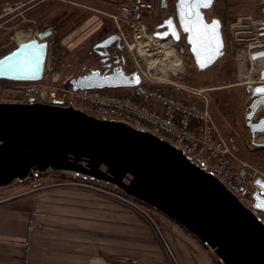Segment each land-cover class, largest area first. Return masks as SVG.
<instances>
[{
  "label": "water",
  "instance_id": "95a60500",
  "mask_svg": "<svg viewBox=\"0 0 264 264\" xmlns=\"http://www.w3.org/2000/svg\"><path fill=\"white\" fill-rule=\"evenodd\" d=\"M214 0H176L175 17L154 27L153 36H184L195 68L205 71L224 55L221 23L206 19ZM50 28L0 57V80L40 82L48 71ZM116 34L93 45L99 67L72 78L76 89L131 88L137 72L121 65L108 72ZM264 58V50L251 59ZM116 58L113 63L118 64ZM102 68H105L102 71ZM259 78L264 82V67ZM244 115L251 144L264 148V83L248 88ZM67 173L116 188L133 201L163 215L209 249L223 264H264V180L256 178L253 211L245 208L211 173L177 148L126 124L96 119L71 106L0 103V187L35 172Z\"/></svg>",
  "mask_w": 264,
  "mask_h": 264
},
{
  "label": "built area",
  "instance_id": "2783aa9c",
  "mask_svg": "<svg viewBox=\"0 0 264 264\" xmlns=\"http://www.w3.org/2000/svg\"><path fill=\"white\" fill-rule=\"evenodd\" d=\"M49 1L53 0H0V32L22 26L27 22L28 12ZM259 2L257 16L252 10H245V13L227 17L223 23L225 53L228 48L235 51V59L240 61L244 58L243 62L249 66L251 55L264 50V0ZM174 4L175 0H123L117 5L115 13L109 15L131 65L126 72L135 71L140 78L137 86L74 90L69 82L57 83L54 77L40 82L0 80V103H6L1 98L6 92L16 96L9 103L71 106L96 119L116 121L148 132L182 151L191 162L211 173L244 207L252 210L256 190L254 181L256 178L264 179V175L243 159L236 139L226 136L219 128L208 96V91L215 88L185 85L181 79L186 75V68H189L184 56L188 60L190 55L184 40L177 44L170 37L158 39L152 35L150 20L156 7L168 16L174 14ZM22 34L13 33L10 44L24 42ZM35 35L30 36L31 39ZM156 43H159L157 47L160 52L157 55L150 52L148 47ZM6 46H0V51ZM109 61L112 64L108 72H111L118 64L113 63V55ZM174 64L175 67L171 68ZM180 65L181 70L178 69ZM258 70L253 86L264 83L259 78ZM57 174L67 173L35 172L9 186L24 187V194H32L53 187L76 185L73 182L55 181L53 177ZM122 195L131 205L135 203ZM5 201L0 196V205ZM37 227L40 226L31 220L29 231ZM217 264L222 263L218 260Z\"/></svg>",
  "mask_w": 264,
  "mask_h": 264
},
{
  "label": "crops",
  "instance_id": "0c3cea01",
  "mask_svg": "<svg viewBox=\"0 0 264 264\" xmlns=\"http://www.w3.org/2000/svg\"><path fill=\"white\" fill-rule=\"evenodd\" d=\"M69 1L75 24L59 44L66 48L70 61L87 40L94 42L115 33L109 15L123 0ZM64 7L55 2L40 4L29 16L37 19L39 12L49 9L61 14ZM53 34L54 38L56 32ZM81 67V74L97 68L92 63L85 64L86 70ZM243 126L250 137L245 119ZM257 139L262 140L260 136ZM29 196L19 190L2 196L6 201L0 207V264H110L108 257L123 256L157 264L162 252L176 264H217L213 253L186 231L177 227L164 231L160 241L139 214L125 212L119 199H107L86 187L65 186L37 198ZM33 213L41 225L29 231Z\"/></svg>",
  "mask_w": 264,
  "mask_h": 264
},
{
  "label": "rangeland",
  "instance_id": "374dc122",
  "mask_svg": "<svg viewBox=\"0 0 264 264\" xmlns=\"http://www.w3.org/2000/svg\"><path fill=\"white\" fill-rule=\"evenodd\" d=\"M54 2L65 6L63 9L64 11L61 12V14H59L60 12L58 14H54L51 12V9H49L46 12L43 11L42 14L39 12L36 19V17L29 16L31 12L30 11L26 15L27 22L22 24V26H17L14 30L0 32V46L7 45L3 50L0 51V57L11 51L16 46L15 43L10 44V38L13 33H23L22 38L24 40L22 41L25 42L30 40V36L33 34L36 33L37 35L38 31H40L42 28H50L52 31L56 32V36L53 38V34L49 40L48 71L46 74L47 77L45 76L46 78L44 79L48 80L50 77H54L57 83L63 81L66 83L72 78H76L81 75V72L79 73L80 69L82 68L81 66H83V69L86 70V63L95 64V66L98 68L99 57L93 51V45L95 41L93 42V40L89 39V41L87 40L84 45H82L76 56L70 61L68 60L69 58L66 54V48L60 46L59 39L62 38L66 32L70 31L73 27L72 25L75 24L72 21L75 13L69 8L71 6L69 0H53L52 2H43L41 4ZM259 7V0H216L213 7L206 12V17L208 19L218 18L222 23V31L224 35L223 23L227 17H230L235 13H245V10H252L254 15L257 16ZM69 14H71V16ZM52 15L55 17H52ZM62 16H66V18H63ZM154 19L155 18L152 16L150 21L152 22ZM109 30H111V28H109ZM112 31H114L113 28ZM235 58V51H232L228 48L224 56L211 68L205 70L204 72H195L190 63V58L187 60V56H184V60L187 61V67L189 69L186 68V75L182 76L181 81L188 87L192 88H215L214 90L209 91L208 94L210 96V109L214 115V118L216 119V122L225 135L232 136L236 139L240 154L242 155L243 159H245L249 164L254 166L264 175V152L262 151V148H255L251 144V137L248 136L247 131L243 126L244 115L247 113L248 106L251 102V98L247 89L253 87L252 83L254 80L255 68H251L249 65H247V63L243 62L244 58L240 59V61ZM118 59H120V64H122L123 61L122 66L125 71L126 69H131V65L125 51L123 54L119 55ZM250 68L252 69L250 76H243L241 71L244 70V72H247ZM85 72H87V70ZM14 97H16L14 94L13 96H10L6 92L1 95V98L5 99L6 101L4 102L6 103H9L8 101H11ZM263 115L264 111H257V116ZM221 123H223L224 127L220 126ZM53 178L55 181L57 179L58 182H73L76 184V186L86 187L110 200L119 199L122 203H124L125 212L139 214L151 228V230L157 234V237L160 239V241L161 233L164 231H171L172 228L176 229V227L179 230L182 229L172 221L165 218L163 215L156 213L155 211L137 202L134 203L133 201L134 206L131 205L128 199L122 197V192L111 185L98 181H92L87 178L73 177L68 174H57ZM72 185L73 184H68L65 186ZM65 186L53 187L26 195H30V199H33L45 192L52 191L57 188H64ZM13 190H19L20 194L25 195L22 193V187L7 186L4 188L0 187V196H3L4 193H9ZM136 206L140 209L137 210L135 208ZM32 215L33 217L30 218V221L32 220L36 225L38 224L40 226L41 223L39 222L36 214L33 213ZM34 216H36V218ZM38 228L39 227L35 228L34 230H38ZM182 231L185 230L182 229ZM187 234L191 235L188 232ZM158 256L159 258L157 261L160 263L157 264H176L175 261L171 260V257L168 255V253H158ZM107 259L110 261V264H153L127 256H123L118 259L108 257Z\"/></svg>",
  "mask_w": 264,
  "mask_h": 264
},
{
  "label": "bare ground",
  "instance_id": "6f19581e",
  "mask_svg": "<svg viewBox=\"0 0 264 264\" xmlns=\"http://www.w3.org/2000/svg\"><path fill=\"white\" fill-rule=\"evenodd\" d=\"M215 1L216 0H214V3H215ZM175 2H176V0H175ZM214 3H213V5H214ZM213 5H212V7H213ZM211 7V8H212ZM157 8V11H158V13H160V18H158L157 19V21L155 22V25L154 26H152L151 27V25H150V29H151V31H152V35H153V32H154V27L156 26V25H158L161 21H163L164 19H167V18H169V17H175V5H174V14L173 15H168V16H166V14L164 13V11L163 10H161V9H159V7H156ZM210 8V9H211ZM209 9V10H210ZM208 11V10H207ZM207 11H205V16H206V12ZM157 14V13H156ZM206 19L207 20H210V19H208L207 17H206ZM212 19V18H211ZM218 19V18H217ZM219 20V19H218ZM220 21V20H219ZM221 23V22H220ZM113 25L115 26V24L113 23ZM221 31H222V23H221ZM112 34H116V33H112ZM111 35V34H110ZM117 35V34H116ZM222 35H223V31H222ZM118 36V35H117ZM154 37V36H153ZM168 37H170L171 38V36H168ZM167 37V38H168ZM119 38V37H118ZM155 38H158V37H155ZM158 39H161V38H158ZM164 39H166V38H164ZM172 39V38H171ZM184 40V36L182 35V34H180V40L178 41V42H175L173 39V41L175 42V43H179L181 40ZM223 39H224V35H223ZM27 41H29V40H27ZM184 42H185V40H184ZM119 44H120V47H121V49L123 48V46L121 45V43H120V40H119ZM159 43H156L155 45H149L148 47H149V51L150 52H156V55H157V53H160L159 51H158V47H157V45H158ZM186 44V43H185ZM187 46V45H186ZM165 47V46H164ZM225 47H226V43H225V40H224V54H225ZM187 48H188V46H187ZM113 51H114V53H113V56H114V60L116 59V58H119L116 54H115V51H116V49L115 48H113ZM189 51V50H188ZM263 51V50H262ZM180 53H182V49H180ZM168 54V53H167ZM178 54V53H177ZM189 55H190V63H191V65H192V67H193V69L195 70V72H204V71H198L196 68H195V66H194V63H193V59H192V56H191V54L189 53ZM224 56V55H223ZM222 56V57H223ZM178 58L180 59V57H179V55H178ZM119 60V62H120V59H118ZM220 60V59H219ZM218 60V61H219ZM250 60V67L251 68H255V72H254V75L257 73V69L259 68V70H258V73H260V70L264 67V58H259V59H255V60H252L251 58L249 59ZM217 61V62H218ZM118 62V65H121L122 66V64H123V61H122V64H120ZM216 62V63H217ZM215 63V64H216ZM260 65V66H259ZM116 67V66H115ZM168 67H170V65H168ZM172 67H175V64L174 65H171V68ZM122 68H123V66H122ZM249 69L247 72H244V70H242L241 71V73H242V75L243 76H245V77H249L250 76V73H251V70L252 69ZM178 69L179 70H181L182 69V66L180 65V66H178ZM134 72V71H133ZM214 90V89H213ZM211 91V90H210ZM209 92V91H208ZM208 96H209V94H208ZM209 99H210V96H209ZM218 124V123H217ZM219 126V125H218ZM220 128V127H219ZM222 131V130H221ZM227 136V135H226ZM261 136V138H262V140H264V134L263 135H260ZM261 140V141H262ZM262 179V178H261ZM264 180V179H263ZM230 192V191H229ZM234 195V194H233ZM235 196V195H234ZM236 197V196H235ZM237 198V197H236ZM238 200V199H237ZM254 205V204H253ZM246 208V207H245ZM248 209V208H247ZM250 210V209H249ZM251 211H253L254 213H256V211L252 208V210ZM214 255V254H213ZM216 257V256H215ZM217 258V257H216ZM219 260V259H218ZM217 260V261H218ZM220 261V260H219ZM221 262V261H220Z\"/></svg>",
  "mask_w": 264,
  "mask_h": 264
},
{
  "label": "flooded vegetation",
  "instance_id": "af4514ba",
  "mask_svg": "<svg viewBox=\"0 0 264 264\" xmlns=\"http://www.w3.org/2000/svg\"><path fill=\"white\" fill-rule=\"evenodd\" d=\"M156 13H157V14H156ZM159 16H160V13H158L157 8H156V9H155V13L153 14V18H155V19L152 20V22H150V23H151V24H150L151 27L155 25V22L157 21V19L160 18ZM124 51H125L124 48H122L121 50H116V51H115V54H117L118 57H119V55L123 54Z\"/></svg>",
  "mask_w": 264,
  "mask_h": 264
},
{
  "label": "trees",
  "instance_id": "16d2710c",
  "mask_svg": "<svg viewBox=\"0 0 264 264\" xmlns=\"http://www.w3.org/2000/svg\"><path fill=\"white\" fill-rule=\"evenodd\" d=\"M262 151L264 152V148H262ZM62 175V174H61Z\"/></svg>",
  "mask_w": 264,
  "mask_h": 264
},
{
  "label": "snow or ice",
  "instance_id": "6c2138e0",
  "mask_svg": "<svg viewBox=\"0 0 264 264\" xmlns=\"http://www.w3.org/2000/svg\"><path fill=\"white\" fill-rule=\"evenodd\" d=\"M209 2H210V0H209Z\"/></svg>",
  "mask_w": 264,
  "mask_h": 264
}]
</instances>
